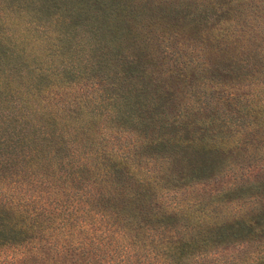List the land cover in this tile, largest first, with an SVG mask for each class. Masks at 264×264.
<instances>
[{
  "label": "trees",
  "instance_id": "1",
  "mask_svg": "<svg viewBox=\"0 0 264 264\" xmlns=\"http://www.w3.org/2000/svg\"><path fill=\"white\" fill-rule=\"evenodd\" d=\"M246 1L0 0V255L31 245L33 264H215L200 262L215 246L264 236V210L252 221L221 202L245 199L243 186L174 202V190L201 177L185 183L166 153L183 144L173 139L182 131L211 162L233 125L192 128L181 98L199 97L193 81H206L205 67L170 50L159 28L229 25ZM226 70L217 75L232 76ZM158 125L171 136L145 141ZM247 264H264V254Z\"/></svg>",
  "mask_w": 264,
  "mask_h": 264
},
{
  "label": "rangeland",
  "instance_id": "2",
  "mask_svg": "<svg viewBox=\"0 0 264 264\" xmlns=\"http://www.w3.org/2000/svg\"><path fill=\"white\" fill-rule=\"evenodd\" d=\"M149 9H156L163 5L179 3L186 8H203L215 0H139ZM252 5V7H247ZM248 9L245 14L223 26L218 20L205 21L198 25L178 24L176 26L163 25L159 28L164 44L177 51L193 66L202 69L205 82L193 81L198 89V98L193 93L182 94L183 111L189 115L192 128L199 123L213 119H224L233 126L225 131L227 142L216 152L210 162L206 156L196 153L195 148L189 146L188 141L195 140L193 135L178 132L173 135L175 141H182V145L170 146L166 152L173 156L176 176H185V183L192 177L187 186L176 191L172 200L186 205L190 201H212L213 195L221 193L227 186H243L239 195L245 199L239 202L231 201L234 194L227 195L223 200L233 210L240 209L241 215L252 217V221L264 210V120L260 115V107L264 106V0H247L244 4ZM228 19L229 15H225ZM163 31V32H162ZM219 68L227 69L232 76L217 75ZM193 70H188L189 79ZM233 71V72H231ZM207 103V104H206ZM204 107L196 113L195 108ZM264 119V118H263ZM182 124V123H181ZM179 124L174 132L181 130ZM140 130L139 132H142ZM169 131L163 132L159 125L146 130L145 141H156L167 138ZM142 135V134H141ZM200 135V134H196ZM198 137V136H197ZM196 137V138H197ZM146 150L144 155L152 158L164 153L162 149ZM210 166L202 170L205 163ZM194 173V174H192ZM196 181H199L196 183ZM185 185V184H184ZM171 195V194H170ZM247 199L250 203H247ZM254 217V218H253ZM241 239V238H239ZM35 250L31 245L17 247L6 251L0 258L8 263L25 255L24 264H33L29 255ZM78 254V253H76ZM264 254V236L258 234L249 241L243 240L236 244L215 246L201 258V263L225 264L235 262L247 264ZM81 264H86V257L76 256Z\"/></svg>",
  "mask_w": 264,
  "mask_h": 264
}]
</instances>
